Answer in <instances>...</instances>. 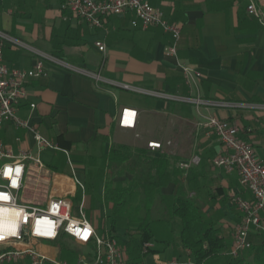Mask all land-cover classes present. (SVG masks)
Here are the masks:
<instances>
[{
	"label": "crops",
	"instance_id": "obj_1",
	"mask_svg": "<svg viewBox=\"0 0 264 264\" xmlns=\"http://www.w3.org/2000/svg\"><path fill=\"white\" fill-rule=\"evenodd\" d=\"M147 1L160 8L168 22L180 25L175 56L164 52L170 35L155 25L132 26L131 12L110 15L102 27L94 28L62 9L63 0H0V31L108 80L96 82L44 59L46 75L28 80L26 97L16 113L58 148L38 150L33 133L10 122L4 123L0 139L14 154L28 152L44 165L38 171L33 162L28 163L29 174L20 192L23 201L45 203L49 196H64L71 201L74 216L79 215L81 203L83 209L93 207L99 223L92 226L99 234L106 226L104 234L116 236L128 260L133 254L125 251L129 237L118 234V229L109 230L108 209L98 199L103 181L92 190L96 198L86 191L90 172L103 164L111 143L142 147L154 155L165 152L178 163L199 155L200 163L192 166L195 190L188 194L219 224L230 248L234 226L241 218L230 198L238 194L251 199L252 195L235 171L212 166L211 159L224 150L202 123L215 115L236 124L239 137L254 148L264 165V28L247 13V0ZM256 2L264 4V0ZM96 41L104 44L103 52ZM2 56L8 67L21 69L31 68L38 57L8 42ZM182 67L189 69L190 76ZM124 108L135 111L133 124L132 120L121 123ZM149 142L161 146L151 150ZM75 178L83 183V190ZM32 188L39 196L33 195ZM176 189L170 183L162 191L174 194ZM74 200L78 205H73ZM261 215L264 220V211ZM250 238L263 241L257 232ZM44 241L35 247L51 259L74 262L76 252L86 249L65 235ZM186 251L179 240L167 241L162 248L154 244L150 253L142 254L141 263L153 264V254L183 259Z\"/></svg>",
	"mask_w": 264,
	"mask_h": 264
},
{
	"label": "built area",
	"instance_id": "obj_2",
	"mask_svg": "<svg viewBox=\"0 0 264 264\" xmlns=\"http://www.w3.org/2000/svg\"><path fill=\"white\" fill-rule=\"evenodd\" d=\"M61 8L68 10L74 17L86 22L89 26L102 27L103 20L116 14L131 12L132 26L139 25L145 29L149 26H159L168 33L171 42L164 48L167 55L175 56L176 47L180 38V25L168 22L160 8L151 5L147 0H63ZM246 11L261 27L264 28V4L260 5L256 0H247ZM27 49L38 57L29 69L10 68L3 62L2 48L5 43ZM95 46L100 51L105 50L102 42L96 41ZM53 61L63 68L93 78L96 82H108L99 72H93L72 66L63 61L40 53L24 42L0 31V131L5 122H10L16 128H24L33 133L38 150L44 148L57 149L58 147L49 139L41 135L35 126L27 120L21 119L16 111L20 103L26 97L25 85L30 78H39L46 75L43 60ZM186 76H190L189 69L182 67ZM129 88L127 85H121ZM199 101V100H197ZM31 108L34 104L30 105ZM132 114V115H130ZM135 111L122 109V124L124 120H135ZM210 132L214 133L224 150L211 159V164L216 168H223L226 172L235 171L240 183L245 186L252 195L251 199H245L238 194L231 196L230 201L241 215L240 221L234 226L233 243L229 254L239 256L244 250L251 247L250 235L257 232L264 241V220L261 213L264 211V165L256 154L254 148L239 137V127L227 119L215 115L207 116L202 123ZM159 142H149L148 148L155 150L160 148ZM28 160H31L38 171L44 170V165L38 156H32L28 152L21 151L14 154L11 147L4 144L0 139V193L8 198H0V206L16 211L12 215L14 229L12 232L0 230V264L17 262L28 258L29 264H132L125 252L120 248L114 234H99L92 226L83 212V204L79 206V215L72 213V204L64 196H49L44 206L39 203L23 201L20 195L24 183L29 174ZM70 163V161H68ZM200 163L199 155L178 163V166L187 170ZM21 171L17 176L15 169ZM10 168L11 175L5 177L3 172ZM17 180V186H11V180ZM77 186L83 190L84 185L75 178ZM189 196H193L189 194ZM71 225L73 229H80L81 233L68 231ZM90 226L88 235H83V228ZM70 237L75 243L86 249L77 253L74 262L51 259L40 252L36 247L39 241H55L60 236ZM154 248V242L145 240L140 244V253L145 255ZM185 257L161 258L153 254V264H194L187 250ZM145 264V263H140Z\"/></svg>",
	"mask_w": 264,
	"mask_h": 264
},
{
	"label": "trees",
	"instance_id": "obj_3",
	"mask_svg": "<svg viewBox=\"0 0 264 264\" xmlns=\"http://www.w3.org/2000/svg\"><path fill=\"white\" fill-rule=\"evenodd\" d=\"M195 173L194 167L181 169L177 159L168 153L154 155L142 147L111 143L103 164L90 172L86 183L95 190L103 181L101 199L110 209L109 230L121 229L128 235L129 244L125 246L128 253H139L141 242L155 237L154 225H165L169 231L176 232L177 219L178 239L190 252L194 264H264L261 240L254 242L250 238L251 247L244 250L252 254L249 261L244 254L237 257L229 254L219 224L207 217L188 194L195 190ZM115 179H120L119 185ZM170 183L177 187L174 194L162 191ZM129 262L137 264L131 258Z\"/></svg>",
	"mask_w": 264,
	"mask_h": 264
},
{
	"label": "rangeland",
	"instance_id": "obj_4",
	"mask_svg": "<svg viewBox=\"0 0 264 264\" xmlns=\"http://www.w3.org/2000/svg\"><path fill=\"white\" fill-rule=\"evenodd\" d=\"M42 160L45 162V158H42ZM32 162L31 160L27 161V163H30ZM101 163V161H100ZM88 166H90V163H88ZM63 167V164L62 166H60V168ZM115 184L116 185H119L120 184V179H115ZM87 193L92 196V197H95L96 198V192H93L91 189H89L87 187ZM31 192L33 193V195L35 196H39V191L36 190L35 188H32ZM79 196V194H78ZM99 201L103 202L102 199H101V196H99ZM73 205H78V202H76V200L73 201ZM41 204V206H44V202H41L39 203ZM75 212L77 213V208H75ZM83 212L85 213L86 217L88 218V220L91 222V224H93L94 222H98L99 223V219L95 218V213H94V209L93 207H90V208H87L85 207L83 209ZM108 214H110V209H108ZM175 228H176V232H171L169 231V229L167 227H165V225H162V226H157V225H154V228L157 232V234L155 235V237L152 238V241L154 242V244H156L157 247H160L162 248L163 244L166 243L167 241L170 243V244H176V242L179 240L178 239V230H179V221L176 219L175 220ZM106 230V226H104V230H99L100 233L104 234V231ZM120 231H123L121 229H118V234H124V232H120ZM119 239V238H118ZM122 240L119 239V242H121ZM45 243H50L48 241H44ZM123 243V242H121ZM72 246V245H71ZM77 250V249H76ZM72 253V252H71ZM73 253L75 254V252L73 251ZM72 253V256H74V254ZM244 254V256L246 257V261H249L251 260V257H252V254L249 252V251H243L240 255ZM76 255H77V252H76ZM168 255V254H167ZM132 261H137L136 263L137 264H140L142 261H143V258H142V254L140 253H133L132 256L130 257ZM61 259V258H59ZM61 260H64V259H61ZM67 261V260H66ZM69 262V261H68ZM71 263V262H70ZM73 263V262H72ZM4 264H29V260L28 258H23L17 262H9V263H4Z\"/></svg>",
	"mask_w": 264,
	"mask_h": 264
},
{
	"label": "bare ground",
	"instance_id": "obj_5",
	"mask_svg": "<svg viewBox=\"0 0 264 264\" xmlns=\"http://www.w3.org/2000/svg\"><path fill=\"white\" fill-rule=\"evenodd\" d=\"M15 213L16 211L13 209L0 206V230L10 231V232L13 231L14 224L12 220V215H14Z\"/></svg>",
	"mask_w": 264,
	"mask_h": 264
},
{
	"label": "clouds",
	"instance_id": "obj_6",
	"mask_svg": "<svg viewBox=\"0 0 264 264\" xmlns=\"http://www.w3.org/2000/svg\"><path fill=\"white\" fill-rule=\"evenodd\" d=\"M9 170H11L10 168H6L5 169V171L3 172V175L7 178V177H9V175H8V171ZM12 171V170H11ZM15 171H16V174H17V176H19V173H20V171H21V168H19V167H17L16 169H15ZM17 180L16 179H12L11 180V186H13V187H16L17 186ZM0 194H3V195H5L4 193H0ZM68 231H72V232H75L76 234H80L81 233V230L80 229H73L72 227H71V225H69V227H68V229H67ZM83 235H88L89 234V232H90V226H85L84 228H83Z\"/></svg>",
	"mask_w": 264,
	"mask_h": 264
},
{
	"label": "snow or ice",
	"instance_id": "obj_7",
	"mask_svg": "<svg viewBox=\"0 0 264 264\" xmlns=\"http://www.w3.org/2000/svg\"><path fill=\"white\" fill-rule=\"evenodd\" d=\"M8 175H11V170L8 171ZM0 198L7 199L8 197L6 195L0 194Z\"/></svg>",
	"mask_w": 264,
	"mask_h": 264
}]
</instances>
